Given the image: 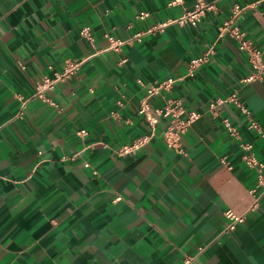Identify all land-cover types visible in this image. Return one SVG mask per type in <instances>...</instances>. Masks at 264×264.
I'll use <instances>...</instances> for the list:
<instances>
[{"label": "crops", "instance_id": "0c3cea01", "mask_svg": "<svg viewBox=\"0 0 264 264\" xmlns=\"http://www.w3.org/2000/svg\"><path fill=\"white\" fill-rule=\"evenodd\" d=\"M170 1L0 0V264H264V193L251 209L256 175L223 118L262 161L264 141L233 104L209 108L239 90L264 128V81H244L248 55L224 31L239 3L247 11L235 25L264 50V0H207L214 7L197 26L145 34L195 2ZM85 26L93 41L80 34ZM106 33L145 35L97 53L109 45ZM211 47L210 62L187 76ZM87 57L49 93L57 107L25 102L54 74L49 66ZM169 78L177 80L170 92L148 97ZM171 97L200 114L182 137L186 155L163 138L170 119L152 126L139 113L145 98L154 110ZM148 135L138 150L118 154ZM229 209L246 220L225 233Z\"/></svg>", "mask_w": 264, "mask_h": 264}, {"label": "built area", "instance_id": "2783aa9c", "mask_svg": "<svg viewBox=\"0 0 264 264\" xmlns=\"http://www.w3.org/2000/svg\"><path fill=\"white\" fill-rule=\"evenodd\" d=\"M183 3L184 0H171L169 2V6H177ZM214 4L215 2H209L207 0H195L193 8L187 10L181 17L155 24L145 34L163 32L169 25L172 24H178L182 27L197 26L206 14L213 9ZM246 11L247 7H243L239 3H235L232 7L229 20L225 22L224 31L236 38L239 41L240 49L245 51L248 55V61L252 68V72L244 79V81L251 82L256 79L264 81V50L259 48L252 41L248 40L245 33L235 25L237 20H239L240 17L246 13ZM148 16L149 14L143 12L138 16V18L144 19ZM80 34L84 38L93 41L92 29L90 26L83 27ZM145 34L139 33L128 40H120L115 36L106 33L104 38L109 42V45L103 50H98L97 53L106 51L120 52L125 44H129L135 39L140 40ZM213 53L214 50L211 47L202 56L193 58L188 65L187 76L194 77L203 65L210 62ZM88 59L89 57L83 59L69 58L64 61L60 70H55L53 66H49V69L53 71L54 74L52 76H43L39 79L36 82L34 94L25 100V102L31 99H37L43 100L49 105L57 107L56 102L52 96L49 95V93L54 91L59 84L71 80ZM126 62L127 58H120L118 64L122 66ZM176 81L177 80L175 78L164 80L159 86L149 89L148 97L161 94L162 92H170L174 88ZM227 103L236 106L248 122V126L264 141V128L262 124L253 116L251 110L241 101L239 90H235L226 98L216 99L214 102L210 103L209 108L212 112H215L217 106ZM139 113L141 115H145L146 119L152 126H156L159 123L160 118L170 119V127L163 134V138L169 147L173 148L180 154H187L182 143V137L187 133L193 123L200 118V114L198 112L187 110L180 98L171 97L167 98L162 106L155 108L154 110L149 104L147 98H145L141 102ZM222 124L228 134L239 142L240 147L243 150L242 160L244 164L255 172L256 184L251 190V193L255 197L251 209H254L259 205V196L264 193V161L257 157L254 151V144L243 140L239 127L235 125L230 118L224 117ZM86 133L87 132L85 130L78 132L79 135ZM150 139L151 136L149 135L140 137L133 143L119 148L118 154L123 156L134 152L149 142ZM221 162L229 168H232L226 157L222 158ZM225 216L229 220V224L224 229L225 233L235 231L237 224L244 223L246 220L245 214L238 215L231 209L225 212ZM191 261L192 258L188 257L185 259V264H189Z\"/></svg>", "mask_w": 264, "mask_h": 264}]
</instances>
